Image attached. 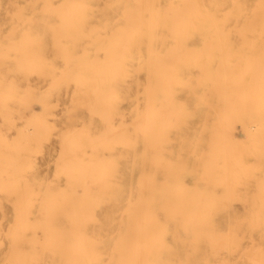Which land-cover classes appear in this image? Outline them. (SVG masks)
Segmentation results:
<instances>
[{"label":"rangeland","instance_id":"374dc122","mask_svg":"<svg viewBox=\"0 0 264 264\" xmlns=\"http://www.w3.org/2000/svg\"><path fill=\"white\" fill-rule=\"evenodd\" d=\"M103 1L97 6V18L90 15L73 18L69 13V0H0V264H67L65 260L69 255L66 254L75 253L76 235L83 225L98 242L93 243L94 256L103 264H109L121 217L130 202L138 198L139 175L133 167L134 120L130 111L132 89L135 92L131 84V52L127 44L117 46L111 43L112 37L103 34L111 23H118H106L112 9ZM232 4L233 8L234 1ZM245 5L247 16H254L256 0H246ZM112 47L114 52H111ZM259 52L192 54L166 50L159 57L151 56L150 94L157 114L153 117L155 121L152 118L156 127L151 132L156 134L154 141L158 143H153L152 136L150 176L153 184L149 195L177 196L183 185L187 186L186 193H194L198 183L196 185L195 179L184 173V103L185 97L190 96L191 86H186L183 79L187 81L188 75L189 81L200 75H213L220 81L216 85L219 89L214 87L217 90L208 96L209 99L214 96L210 99L214 102L210 103L218 108L211 104L212 108L206 111L208 116L202 113L199 124L212 125L206 142L219 143L221 137V149L227 148L224 152L215 148L216 152L212 145L205 147L207 151H203L201 159L192 161L193 174L209 160L219 167L236 162L243 165L240 168L244 175L241 173L229 185L237 191L223 189L217 198H208L207 202H213L215 211L221 215L232 211L249 217L250 213L264 212V186H259L264 183V156L261 155L264 151L261 148L264 145V93L260 92L264 90V58H261L264 51ZM195 55L201 57V61L193 66L186 58ZM161 60L165 74L158 77L161 86H155L156 67ZM115 61H118L116 66ZM40 64H44L43 67ZM34 65L40 67L36 69ZM207 68L211 69L210 74ZM250 69L255 72L247 71ZM43 71L47 73V76L43 74L44 78ZM140 76L143 79V75ZM249 78L250 83L254 81L253 86L249 85ZM235 82L241 88H237ZM251 87L257 88L251 91ZM225 89L226 95L232 98L216 101L214 91L222 94ZM228 89H233V93ZM219 93L218 97H222ZM157 98H160L158 103ZM232 112H237L240 119L230 118L233 123L227 125L228 129L222 127L220 122ZM244 120H249L247 125ZM223 138L227 139V146ZM216 154L220 155L219 159ZM245 168L249 169L245 172ZM210 184L215 187L214 183ZM89 213L95 216L94 221L88 218ZM159 213L163 220L162 212ZM163 240L167 246L171 245L168 236Z\"/></svg>","mask_w":264,"mask_h":264},{"label":"bare ground","instance_id":"6f19581e","mask_svg":"<svg viewBox=\"0 0 264 264\" xmlns=\"http://www.w3.org/2000/svg\"><path fill=\"white\" fill-rule=\"evenodd\" d=\"M101 1L102 0H69V13H71V17L73 18L77 15H83L84 17L90 15L97 18V12L99 11L97 6ZM233 1L234 9L231 7ZM103 2L107 8L112 9V14L107 19L106 23L118 22L111 23L110 27L108 26L102 31L103 34L105 36L108 35L112 37L114 40H112L111 43L115 42L117 43V46L120 44H127L131 52V84L132 87L135 88V92L133 91L134 89H132V101L130 106L131 117L134 120L132 127H134L135 132L134 139L132 141L133 156L135 157L133 159V167L135 169H133L139 175L138 198L135 200L131 199L132 201L130 202L128 208L125 212L123 211L124 214L120 220L121 223L119 231L115 238H113L114 251L109 259V264H264V212L258 211L255 214L250 213L248 217L247 215L238 216L234 212L228 210L229 212L221 215L218 213V211H215L213 202L211 204L207 202L208 198H217V196H219V192H221L223 189L228 188L233 192L237 191H234L233 187H229V185L234 179L237 180L239 175L243 172L242 168H240L243 165L240 166L239 163L236 164V162L235 165H228V163L223 165L219 164V167L217 166V163L213 164L209 160V162L200 165L199 169L195 172V175L192 171V161H199V159H201L200 157L203 156V151H207V149L204 150L205 147L209 148V146L212 145L213 149L216 148L219 150V148H222L221 145L223 140L221 137L219 143L212 142L211 140L209 141L212 143L206 142V136H209L210 127H212L211 123L199 124L202 113L205 112L206 114L208 108H212L213 104V107L218 108V106H215V103H210L214 96L212 97L211 95L212 98L210 99L212 100H210L208 96L210 92L213 93L214 89L217 90V83H220V81H218L215 76L200 75L197 78L189 81L190 75H188V82L186 79H183V81L187 83L186 86H191V93L189 94L190 96L188 97L187 95L185 97L184 103L186 115V126L184 132L185 142L183 146V152L185 155L184 173L185 175H189L195 179L196 185L198 183V185L194 187V193H186L185 190L187 189V186L183 185L184 187L180 189L181 192L177 196L167 193L155 194L153 196L149 195V189L153 184L151 182L152 177L150 176V163L153 159H150V153L152 141L151 137L154 134L151 132V129H155L156 127L155 122V125L152 124V118L157 116L155 111L156 109L152 107L153 105L150 94L152 86L150 83V71L152 70V65L150 63L151 56L154 55L159 57L161 52H166V50H179L183 53L192 54L228 51H234L235 53V51L238 50L264 51V0H256V9L254 10L256 13L252 14L254 15L252 17L247 16L248 14L245 5L246 0H105ZM67 13L65 14L66 16ZM100 29H102V27L99 28V30ZM115 38H118L119 40L115 41ZM105 39L106 38L104 37V41ZM114 49L115 48L112 47L111 52H114ZM261 53L263 54L264 52ZM214 56L216 55L214 54ZM117 58H119V56H117ZM186 59H190L189 62L193 66L200 63L201 61V57L196 55L189 58L187 57ZM222 63L223 62H221V64ZM113 64H115V66L118 65V61H115ZM43 65L40 64L42 67ZM246 65L249 66L248 62ZM254 65H256L255 61ZM38 66L39 65L35 66L37 67L36 69H38ZM213 66L214 65L212 64L210 67L213 68ZM218 66L220 67V65ZM227 68L230 69L229 67ZM247 68H244V70L246 71ZM36 69L33 71V73L36 71ZM156 69L157 70L155 73L157 77L155 79L154 85L161 86L160 82L158 81V77L163 73L165 74V67L162 60L160 63H158V67H156ZM207 69L209 70L208 73L210 74L211 69ZM247 71L255 72L253 69ZM250 73H248V75ZM34 74L36 75V73ZM43 74H45L44 71L42 75ZM45 75L47 76V73ZM140 75H143V79H141ZM246 75L244 76L247 77L248 75ZM46 76L43 75L42 77L44 78ZM238 79L239 78L236 80ZM251 79L254 80L253 78ZM223 81L224 80H222V83ZM251 83L249 78V85L253 86V83ZM235 86L237 88H241L236 82ZM255 86H258V84ZM246 88L248 89L249 87ZM256 88L253 87L251 91ZM233 89L236 90V88ZM137 91L142 92L137 93ZM263 91L260 92L264 93ZM214 92H216V101L218 98H220V100L232 98L228 96L229 94L226 95V89L224 92L226 96L224 93H219V91ZM218 93L222 95V97H218ZM116 98L118 100L119 96ZM159 99L160 98H157V103L159 102ZM216 105H218V103ZM224 106L227 110L230 107V105H228L227 108L225 104ZM213 109L214 110L212 111L218 114V110L215 108ZM227 110H225L226 112H224L223 115L225 114L226 116ZM236 113L231 114V116L228 117L229 119L223 118L224 121L222 122L218 120L221 124H223L222 127L224 126L228 129L229 126L227 127V125H231L233 123L230 121V118L231 120H234L232 118L237 117ZM219 115H221V113ZM166 118H168L167 115ZM213 121L214 120H212V124L214 123ZM160 122L161 121H159V123ZM245 122L247 125L248 122ZM221 124H219V126ZM169 125H171L170 122ZM235 125L237 126L236 123ZM222 127L220 128L221 131ZM227 129L223 130V134L225 131H227ZM217 132L219 133V131ZM229 135L231 136V133ZM233 135L234 134L232 133V136ZM154 136L152 138L153 143L155 142ZM233 139L234 141L237 140L236 137ZM226 140L224 139V142ZM256 142L258 143V141ZM155 143H158V141ZM223 144L227 146L226 142ZM140 145L143 146L140 147ZM263 146L264 145L261 147L262 149H264ZM232 148L235 149L234 146ZM213 149L210 150L213 151ZM225 149H221V152H224L223 150ZM233 149L232 152L235 151ZM263 152H261V155L264 156V154H262ZM211 153L213 154V152ZM227 153H229V151ZM218 154H216V157ZM5 156L6 155L4 154V158ZM214 156L215 154L213 157ZM215 159L213 158V160ZM199 163H202V161ZM246 169L247 168L244 169L245 172ZM210 183H214L215 187ZM263 184L259 185L260 188L264 186ZM209 186H213V188H210ZM10 193L12 194V191ZM258 193L260 194V192ZM159 212H162L163 220L161 217L159 218ZM89 215L90 216H88V218L91 221H94L95 216H93L92 213H89ZM244 222H250L253 224L244 226L242 225ZM77 234V248L75 249L74 254L72 251H69L66 254V256L69 255L65 260L66 263L103 264L99 257L96 258L93 254L92 249H95L93 243L98 242H96L94 236L90 234L89 228L83 225L81 228H79ZM165 235L171 240L170 246L164 244L163 237ZM87 252V259H85V254Z\"/></svg>","mask_w":264,"mask_h":264}]
</instances>
